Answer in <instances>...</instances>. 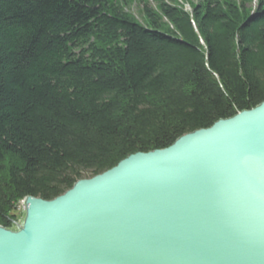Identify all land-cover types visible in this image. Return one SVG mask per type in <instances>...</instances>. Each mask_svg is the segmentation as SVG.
Returning <instances> with one entry per match:
<instances>
[{
	"label": "trees",
	"instance_id": "16d2710c",
	"mask_svg": "<svg viewBox=\"0 0 264 264\" xmlns=\"http://www.w3.org/2000/svg\"><path fill=\"white\" fill-rule=\"evenodd\" d=\"M184 1L0 0V226L264 100V1Z\"/></svg>",
	"mask_w": 264,
	"mask_h": 264
},
{
	"label": "water",
	"instance_id": "95a60500",
	"mask_svg": "<svg viewBox=\"0 0 264 264\" xmlns=\"http://www.w3.org/2000/svg\"><path fill=\"white\" fill-rule=\"evenodd\" d=\"M21 206L0 264H264V100Z\"/></svg>",
	"mask_w": 264,
	"mask_h": 264
},
{
	"label": "rangeland",
	"instance_id": "374dc122",
	"mask_svg": "<svg viewBox=\"0 0 264 264\" xmlns=\"http://www.w3.org/2000/svg\"><path fill=\"white\" fill-rule=\"evenodd\" d=\"M113 1L114 3H117L119 6H121L126 12L130 13L138 21L144 22V18L142 15L143 6L148 5L154 8L155 10H157L158 5L162 0H113ZM177 1L179 5H182L184 7V9L187 10L190 9L186 1L184 0H177ZM221 1H223L225 4L229 2L237 5L238 4L243 5L249 11V10H253L260 1H264V0H221ZM15 214H16V221L20 220L22 216L21 200L16 203Z\"/></svg>",
	"mask_w": 264,
	"mask_h": 264
}]
</instances>
